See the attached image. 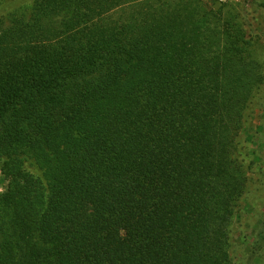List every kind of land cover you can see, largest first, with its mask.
Segmentation results:
<instances>
[{"label": "trees", "instance_id": "trees-1", "mask_svg": "<svg viewBox=\"0 0 264 264\" xmlns=\"http://www.w3.org/2000/svg\"><path fill=\"white\" fill-rule=\"evenodd\" d=\"M245 12L0 0V264H231L264 84Z\"/></svg>", "mask_w": 264, "mask_h": 264}, {"label": "rangeland", "instance_id": "rangeland-1", "mask_svg": "<svg viewBox=\"0 0 264 264\" xmlns=\"http://www.w3.org/2000/svg\"><path fill=\"white\" fill-rule=\"evenodd\" d=\"M215 9L237 5L246 9L249 31L258 37L254 60L264 73V0H201ZM240 159L248 172V186L230 229L231 264H264V250L251 255L259 224L264 221V84L250 109L240 138ZM3 184L0 182V191Z\"/></svg>", "mask_w": 264, "mask_h": 264}]
</instances>
